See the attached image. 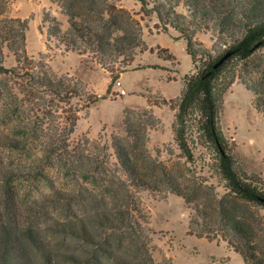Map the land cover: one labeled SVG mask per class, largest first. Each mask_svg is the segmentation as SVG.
<instances>
[{
    "label": "trees",
    "instance_id": "obj_1",
    "mask_svg": "<svg viewBox=\"0 0 264 264\" xmlns=\"http://www.w3.org/2000/svg\"><path fill=\"white\" fill-rule=\"evenodd\" d=\"M54 1L67 16L68 26L63 28L56 16L47 14L48 46L54 42L64 51L92 55L112 80L119 67L133 62L138 49H146L143 26L128 9L110 0ZM137 1L145 15L157 17L161 31L180 33L196 67L186 77L178 101H171L176 110L175 141L183 158L179 164L194 165L195 145L205 147L211 153L207 163L225 196L218 198L216 186L205 178L186 183L184 175L175 174L168 163L153 156L146 146L145 128L143 134L114 138L118 161L112 168L108 157L76 154L77 145H72L70 137L79 116L71 110L59 129L40 134L44 121L26 120L21 115L25 103L40 101L38 95L45 92L64 97L71 107L66 98L79 95L81 87L72 78L54 80L33 71L34 58L26 47L29 22L5 16L9 0H0V116L3 122L7 118L12 122L10 129L0 128V264H158L138 192L162 187L194 203L190 234L209 240L221 237L247 264H264L260 212L264 179L240 163L220 121L222 101L237 76L236 67L264 48V0ZM201 31L216 32L224 48L213 55L197 39ZM226 53L228 57L216 66ZM10 54L17 62L14 67L6 66ZM35 141L39 143L34 145ZM33 147L37 157L78 171L84 187L56 188L21 198L12 181L23 170L10 166L6 153L20 150L30 157ZM202 192L207 194L203 204Z\"/></svg>",
    "mask_w": 264,
    "mask_h": 264
},
{
    "label": "rangeland",
    "instance_id": "obj_2",
    "mask_svg": "<svg viewBox=\"0 0 264 264\" xmlns=\"http://www.w3.org/2000/svg\"><path fill=\"white\" fill-rule=\"evenodd\" d=\"M110 1L128 9L141 22L146 45V49L137 50L127 68H118L115 72L118 76L114 80L92 55L82 56L64 51L54 42H50L51 47L48 46L49 23L45 21V16H56L63 28L68 26L67 16L56 1L9 0L4 15L26 18L29 22L26 47L28 54L34 58L33 71L47 73L54 80L72 78L81 87L79 95L69 94L70 98H66L71 102V107L65 104L64 97L41 92L38 95L40 101L25 103L21 115L32 123L35 121L38 124L43 120L44 132L40 129L38 132L51 134L64 124L70 110L77 113L79 120L70 137L72 145H77L76 154L83 152L91 158L103 160L108 157L113 163L111 168L118 161L114 138L143 134L145 128L146 146L153 156L168 163L175 174L184 175L186 183L205 178L216 186L218 198L225 196L222 183L213 175L207 163L211 153L205 147L195 145L194 165L179 164L183 158L175 141L176 110L172 103L178 101L186 77L196 71L186 50L185 40L174 29L170 34L161 31L157 17L145 15L139 1ZM197 39L213 55L225 46L214 31H201ZM16 65L15 56L10 54L6 66ZM236 74L222 101L221 127L234 145L240 163L248 172L264 179V107L258 104L260 101L264 105V48L248 61L239 63ZM2 78L0 74V80ZM118 81H121V86L117 84ZM245 81L256 85L259 91L249 88ZM121 88L126 90L125 94L120 92ZM90 100L95 102L91 103ZM44 102L48 104L43 105ZM2 119L0 116V128L10 129L11 120L7 118L5 123ZM38 143L35 141L33 144ZM34 151L35 147L30 157L20 150L6 153L10 166L19 165L23 170L12 181L21 198L56 188L84 187L82 181L78 180V171L58 168L37 157ZM71 159L76 160V156ZM138 195L146 214L144 224L151 235L153 255L158 264H247L221 237L209 240L189 233L190 218L195 213L194 203L167 187L140 189ZM200 202H207L206 193H201ZM260 212L264 217V209Z\"/></svg>",
    "mask_w": 264,
    "mask_h": 264
},
{
    "label": "water",
    "instance_id": "obj_3",
    "mask_svg": "<svg viewBox=\"0 0 264 264\" xmlns=\"http://www.w3.org/2000/svg\"><path fill=\"white\" fill-rule=\"evenodd\" d=\"M229 53H226L215 65L218 66L220 63H222L226 57H228Z\"/></svg>",
    "mask_w": 264,
    "mask_h": 264
},
{
    "label": "built area",
    "instance_id": "obj_4",
    "mask_svg": "<svg viewBox=\"0 0 264 264\" xmlns=\"http://www.w3.org/2000/svg\"><path fill=\"white\" fill-rule=\"evenodd\" d=\"M117 84H118L119 86L122 85V84H121V81H118ZM120 92H121L122 94H125V93H126V90H125L124 88H121V89H120Z\"/></svg>",
    "mask_w": 264,
    "mask_h": 264
}]
</instances>
